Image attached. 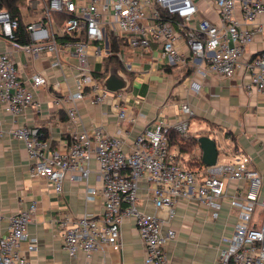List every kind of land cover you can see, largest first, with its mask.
I'll list each match as a JSON object with an SVG mask.
<instances>
[{"label": "built area", "instance_id": "built-area-1", "mask_svg": "<svg viewBox=\"0 0 264 264\" xmlns=\"http://www.w3.org/2000/svg\"><path fill=\"white\" fill-rule=\"evenodd\" d=\"M32 4L38 8V17L27 24L29 39L16 43L33 59L54 54V65L61 67L60 53L74 50L78 62L74 65L77 74L73 88L67 87L55 97L71 119L80 120L78 103L86 98L93 104L111 95L122 99L121 91L110 92L104 80L95 76L94 60L103 61L111 53L107 46L111 34L141 53L157 45L167 66L189 64L203 77L215 73L232 78L239 70L248 71L251 78L246 88L264 91V49L252 55L246 50L255 35L264 30V0H35ZM209 10L216 19L203 15ZM62 14L67 17L60 19ZM19 26L17 18L0 8V40L14 41ZM119 56L130 70L131 65ZM29 81L32 87L48 84L41 71L32 73ZM68 82L64 75L53 88L60 91L61 85L68 86ZM192 87L199 91V82L193 81ZM0 101L4 110L13 115L33 104L39 106L13 53L1 49ZM183 113L190 117L193 110L185 106ZM118 117L136 120L121 104ZM172 128L182 137H190L187 119L174 126L158 121L154 127H145L128 148L123 139L104 127H96L93 133L86 128L77 131L63 148L54 147L52 139L37 126L12 125L8 132L24 141L31 160L30 176L46 179L56 192L62 191L65 179L88 183L91 162L95 161L94 171L101 186L87 185L86 200L100 193L104 211L62 218L64 248L72 257L79 251L91 256L104 245L119 252L123 222L132 216L143 241L144 264H171L166 247L175 238L176 230L172 226L164 230L163 224L173 218L180 200L192 199L208 208L212 218H218L225 201L230 212L237 215L232 233L221 240L216 264H264L261 172L243 154L231 162L190 168L171 150L167 132ZM5 132L0 119V139ZM232 186L234 190L230 192ZM144 199L165 216L142 209L139 203ZM35 211L33 202L9 216L7 232L0 235V264L29 263L21 243L28 238V225ZM36 248L37 239H30L28 251Z\"/></svg>", "mask_w": 264, "mask_h": 264}, {"label": "crops", "instance_id": "crops-1", "mask_svg": "<svg viewBox=\"0 0 264 264\" xmlns=\"http://www.w3.org/2000/svg\"><path fill=\"white\" fill-rule=\"evenodd\" d=\"M34 1L26 0L21 7L26 23L38 17V8L32 4ZM28 8L35 15L30 14ZM203 13L217 18L210 10ZM237 13L241 14L239 9ZM180 45L184 46V43ZM107 46L111 47L110 39ZM0 49L13 53L22 78L32 88L35 102L39 103V106L33 104L13 115L4 110L0 101V119L6 130L0 139V235L6 234L11 214L36 202V211L28 225V238L21 243L28 264H144V245L134 217L129 216L122 225V249L119 252L104 245L93 251L91 256L79 251L72 257L64 248L60 223L65 215L79 217L104 211L100 193L93 200H86L87 185L101 186L94 171L96 163L94 160L91 162L88 183L65 179L62 191L56 192L46 179L30 176L28 150L23 140L8 132L12 125L37 126L58 148L67 146L71 137L83 128L93 133L96 127H104L110 134L123 139L128 148L145 127H154L158 121L174 126L187 119L191 137L197 139L201 135H209L216 139L218 162H231L239 155H248L252 166L261 172L264 183V91L246 88L251 78L248 71L239 70L232 78H223L215 73L203 77L189 64L167 66L160 58L157 45L141 53L122 44L116 53L119 66L109 60V55L103 61L93 59L101 80L113 69H118L127 79V88L120 90L122 99L111 95L102 103L93 104L86 98L78 103L80 120H74L66 108L55 101V97L62 95L67 87L73 88L77 74L74 65L78 62L73 49L60 53L62 67L54 65V54L47 53L33 59L19 44L9 39L0 40ZM262 49L264 30L258 32L246 47L249 55ZM119 54L131 65L130 70L126 69ZM35 71L47 76V85L32 87L29 79ZM64 75L69 81L68 86L63 83L62 90L54 89L55 81H63ZM193 81L199 82V91L192 87ZM120 104L127 108L129 117H135V121L119 119ZM185 106L193 110L192 116L186 117L183 113ZM171 150L188 167L190 155L202 159L198 141L192 153L180 152L177 144L172 145ZM220 156L223 159L220 160ZM233 190V186L230 187V192ZM141 195H145L144 191ZM139 206L147 212L165 216L145 199ZM236 221L237 215L230 212L227 201L223 202L218 218H212L210 210L196 200H180L173 218L163 224L164 230L171 226L176 230L175 238L166 247L169 261L171 264H216L221 240L232 233ZM33 238L37 239V248L28 251V241Z\"/></svg>", "mask_w": 264, "mask_h": 264}, {"label": "trees", "instance_id": "trees-1", "mask_svg": "<svg viewBox=\"0 0 264 264\" xmlns=\"http://www.w3.org/2000/svg\"><path fill=\"white\" fill-rule=\"evenodd\" d=\"M26 0H0V8L7 9L14 18H17L19 20L20 26L16 29L15 35H14V41L17 43H25L28 41V33H27V24L24 20V17L21 12V7L24 5ZM28 11L30 14L32 13V10L28 8ZM35 15V14H34ZM67 16L62 14L59 16L60 19H64ZM60 39H65L64 37H60ZM124 44V42L117 38L115 35H110V50L111 53L109 55V60H113L116 66H119L118 60H117V52L120 50L121 45ZM96 77H100L99 72H95ZM170 140L171 146L174 144H177L180 148V152H188L192 153L195 145L197 144V139L195 137H189L184 138L182 137L179 132L175 129H169L167 132ZM189 167L190 168H200L204 165L201 157L192 156L188 160Z\"/></svg>", "mask_w": 264, "mask_h": 264}, {"label": "water", "instance_id": "water-1", "mask_svg": "<svg viewBox=\"0 0 264 264\" xmlns=\"http://www.w3.org/2000/svg\"><path fill=\"white\" fill-rule=\"evenodd\" d=\"M104 85L110 92L124 90L128 86L127 79L121 75L118 69H113L104 79ZM202 150V161L205 165H214L218 162L219 149L217 141L209 135H201L197 138Z\"/></svg>", "mask_w": 264, "mask_h": 264}, {"label": "rangeland", "instance_id": "rangeland-1", "mask_svg": "<svg viewBox=\"0 0 264 264\" xmlns=\"http://www.w3.org/2000/svg\"><path fill=\"white\" fill-rule=\"evenodd\" d=\"M24 5H25V3H24ZM29 7H30V6H29ZM29 13H30V12H29ZM28 19H30V18H28ZM100 45L102 46V43H101ZM191 157H192V156L190 155L189 158H191ZM221 159H223L222 156H220V160H221Z\"/></svg>", "mask_w": 264, "mask_h": 264}]
</instances>
